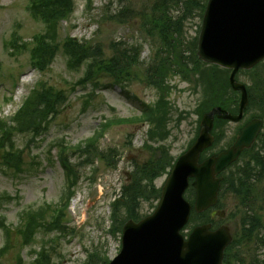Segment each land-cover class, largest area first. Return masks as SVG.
<instances>
[{"label":"rangeland","instance_id":"obj_1","mask_svg":"<svg viewBox=\"0 0 264 264\" xmlns=\"http://www.w3.org/2000/svg\"><path fill=\"white\" fill-rule=\"evenodd\" d=\"M73 3L72 14L59 24V39L69 36L80 41L98 42L106 55L113 44H138L142 63L151 61L155 51L152 41L142 37L138 30V18L133 13H122L127 0H90V4L86 0H73ZM27 6L28 0H0V120L6 121L14 114L40 78L63 90L65 100L44 135L34 140L24 135L16 137V144L23 150L21 171L15 172L4 166L0 151V250L3 249L0 264H18V254L21 264H32L33 250L38 251L41 244L53 248L51 259L55 264H105L120 250V234L108 231L111 224L110 204L119 196L120 188L134 164H140L149 157L148 150L143 147L148 125L124 123L108 128L99 146L103 150H118L116 167L107 168L98 160L92 165L76 167L77 180L70 198L64 233L39 234L32 245L18 247L20 239L15 235L18 215L24 208L44 203L58 206L68 190L55 151H47L48 142L75 145L89 137L103 118L138 115L143 104L157 99V91L142 81L118 86L107 78L101 79L96 88H92L91 84L80 85L77 81L83 76V69L69 68L62 54L56 56L44 74L39 73L30 65L28 53L21 47L23 43L31 44L32 37L43 30L42 23L31 16ZM200 25V17H192L185 22L182 45L186 49L188 47L187 51L192 39L197 37ZM12 37L16 40H11ZM257 77H264V62L253 72H239L237 79L251 84ZM168 84L170 132L162 144L176 158L197 132L202 89L200 83L188 82L179 75L170 76ZM228 96L234 95L229 91ZM256 111V107H250L246 117L238 123H219L215 129L218 143L207 154L228 147L238 127ZM72 161L75 162V159L72 158ZM165 178L166 174L158 177L154 181L155 186L161 187ZM7 194L12 200H6ZM184 197L189 202L193 198L190 192ZM219 200L218 209L225 212V217L213 218V224H225L233 233L239 227L240 219L235 213V200L230 193L220 196ZM155 204L141 201L138 211L149 214ZM189 225L187 231L191 229ZM8 228L11 243L7 249ZM92 253L94 255L88 259ZM250 255L264 258V247L253 245Z\"/></svg>","mask_w":264,"mask_h":264},{"label":"trees","instance_id":"obj_2","mask_svg":"<svg viewBox=\"0 0 264 264\" xmlns=\"http://www.w3.org/2000/svg\"><path fill=\"white\" fill-rule=\"evenodd\" d=\"M90 4V0H86ZM122 1V0H120ZM207 0H127L122 13H133L138 18V30L142 37L151 40L155 51L151 61L145 64L140 60L138 44H113L110 53L105 54L98 42L80 41L74 37L59 39L60 22L67 20L74 9L73 0H29V9L33 17L43 24L41 33L35 34L31 44L21 46L29 53V59L38 71H44L58 54L66 58L69 68H84L79 84H91L96 88L101 79L109 78L121 86L132 82L146 84L157 91L158 97L152 104L142 106L138 116L128 119L116 118L105 121L97 127L91 136L76 145L69 146L50 142L48 152L56 150L58 160L66 172L69 182L67 199L72 195L76 184V167L92 165L101 161L107 168L117 164L118 151L115 148L102 150L100 139L112 123H147V141L144 147L149 157L141 164H135L131 178L121 187L120 197L111 204V227L109 232H120L127 219L138 220L144 214L138 209L141 201L156 202L160 189L154 185V179L168 173L174 158L164 145L155 147L148 142L165 140L169 134L168 123L171 119V106L167 99L170 93L168 78L179 75L191 81V77L200 82L202 99L198 106L199 117L215 105L236 112L237 104L227 81V70L217 66H206L196 55V38L190 48L182 45L185 38L184 24L192 17H201ZM121 15V13H120ZM118 16L121 20L122 18ZM15 40V39H13ZM18 48V47H17ZM20 48V47H19ZM259 67V66H257ZM255 67L251 71L256 70ZM249 106L258 111L250 117L264 120V77H257L247 86ZM65 100L63 90L47 83L44 78L38 80L23 100L17 111L6 121L0 120V151L2 164L7 168L21 169L23 150L16 144V136L27 135L30 140L43 135L52 120L58 114ZM224 120L215 119L213 134L218 143L215 129ZM258 146L254 145L243 152L242 162H236L223 172L220 196L231 193L235 198V213L240 216L239 227L234 233L232 243L223 257L224 264H264V258L251 257L253 245L264 247V130L260 134ZM193 142L191 140L190 144ZM202 157H205L202 155ZM75 159V162L72 161ZM189 192L193 194L190 188ZM6 200H12L7 194ZM220 205V203H219ZM218 205V206H219ZM235 215V214H233ZM19 223L15 235L20 238L18 247L32 245L39 234L64 232L65 213L63 208L45 203L36 208L28 207L18 215ZM213 222L209 213H193L192 225ZM10 229H7V249L11 243ZM52 248L41 245L32 264H55L51 259ZM3 249L0 250L2 254ZM94 253L88 255V259ZM21 257L17 255V263ZM107 260L105 264H107ZM21 264V263H20Z\"/></svg>","mask_w":264,"mask_h":264},{"label":"water","instance_id":"obj_3","mask_svg":"<svg viewBox=\"0 0 264 264\" xmlns=\"http://www.w3.org/2000/svg\"><path fill=\"white\" fill-rule=\"evenodd\" d=\"M197 56L206 63L231 69L229 84L240 91L238 113L214 107L203 115L194 144L173 165L161 188L158 205L138 222L122 227L121 249L109 264H222L231 242L227 226L210 230V224L193 228L187 240L180 230L187 223L191 205L183 198L188 179L194 178V209L202 212L217 202L221 177L217 175L255 141L262 121L252 119L225 151L198 162L213 142L214 116L238 121L247 106L245 86L235 80L239 69H250L264 59V0H208L197 42ZM222 213L213 211L211 216Z\"/></svg>","mask_w":264,"mask_h":264}]
</instances>
